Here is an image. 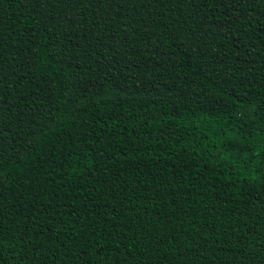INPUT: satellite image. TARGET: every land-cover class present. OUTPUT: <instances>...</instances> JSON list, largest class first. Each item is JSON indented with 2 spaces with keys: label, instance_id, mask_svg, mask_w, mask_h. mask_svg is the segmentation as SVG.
Listing matches in <instances>:
<instances>
[{
  "label": "trees",
  "instance_id": "obj_1",
  "mask_svg": "<svg viewBox=\"0 0 264 264\" xmlns=\"http://www.w3.org/2000/svg\"><path fill=\"white\" fill-rule=\"evenodd\" d=\"M0 264H264V0H0Z\"/></svg>",
  "mask_w": 264,
  "mask_h": 264
}]
</instances>
